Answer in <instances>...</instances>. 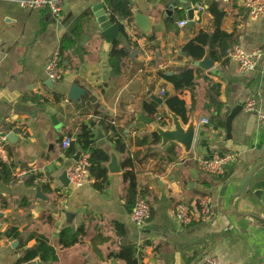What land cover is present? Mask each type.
<instances>
[{"label": "crops", "instance_id": "obj_1", "mask_svg": "<svg viewBox=\"0 0 264 264\" xmlns=\"http://www.w3.org/2000/svg\"><path fill=\"white\" fill-rule=\"evenodd\" d=\"M20 1L25 0H0V136H14L7 149L11 163L5 164H14L16 170L29 171L32 176H47L52 191H42L46 200L37 199V188L13 178L15 169L12 179L0 180V264H125L110 256L124 245L137 247L141 264H206L209 258L223 264H264V226L251 218L264 219V196L258 204L250 199H234L246 175L264 162V126L257 119L252 135L245 134L250 117L264 114V18H252L244 0H192L191 8L196 11L189 26V15L182 5L169 16L168 0H130L133 18L121 22L124 32L118 41L109 44L100 37L98 24V19L106 15L105 0H66L62 22L65 26L74 24V28L83 19V33L63 53V79L49 88L46 66L55 54H60L63 40L73 39V28H60L49 11L22 8ZM212 3L219 4L225 13L220 31L232 36L234 44L228 51L220 43L207 46L202 59L188 58L183 50L186 44L200 32H215L209 11ZM138 14L147 18L148 34L135 25ZM172 20L176 23L167 28ZM181 21H188V25L180 27ZM114 44L128 53L115 76L110 65ZM236 45L248 55H262L258 67L247 75L241 74L238 63L229 58L228 52ZM207 54L216 64L212 70L192 65ZM186 67L198 69L197 80L194 90L181 96L188 123L177 118L185 130L193 124L196 140L199 136L207 140L212 156H239V162L230 165L223 176H210L199 169L197 160L206 159L209 153L197 143L188 155L175 144L178 160L166 166L145 159L148 152L165 155L172 144L163 147L161 140L153 146L150 138L157 126L174 129L165 102L159 105L153 100L175 95L173 85L161 74L176 75ZM72 85L85 92L78 101L68 98ZM212 86L218 88L215 99L221 106L212 105L208 99ZM249 99L256 101L253 114L244 109ZM145 102L157 104L158 113L153 118L144 111ZM238 107L243 111L233 123V144L247 147L244 153L227 147V118ZM144 118L153 123H145ZM102 119L122 130L131 155H144L133 168L138 196L151 207V219L143 227L130 219L133 209L127 205L128 183L123 179L122 156L103 128L95 131L97 147L110 156L116 155L121 172H109L104 192L92 185L66 188L61 182L63 174L76 163L74 157L66 156L62 140L70 136L75 143L83 125ZM203 120L211 123L204 125ZM214 120L224 122V128ZM258 180H264V170ZM206 197L211 199L213 211L208 221L202 219L198 207ZM179 202L193 213L189 226L176 220ZM68 213L75 216L71 225L67 224ZM67 228L74 234L84 228L85 235L75 246L63 249L59 235ZM11 229L20 233L26 246L21 247L19 239L3 237ZM35 234L48 239L56 252L55 262H22L24 250L37 244L34 238L27 242ZM95 238L105 240L96 245L99 253L92 244Z\"/></svg>", "mask_w": 264, "mask_h": 264}, {"label": "trees", "instance_id": "obj_2", "mask_svg": "<svg viewBox=\"0 0 264 264\" xmlns=\"http://www.w3.org/2000/svg\"><path fill=\"white\" fill-rule=\"evenodd\" d=\"M104 8L110 15L112 22L114 24H119L121 26V30L124 32L121 22L131 21L133 18L132 5L130 0H105ZM209 11L214 18L213 24L215 26V32L213 35L205 32H200L192 41L186 44L183 50L188 58L202 59L205 53L204 48L207 46L211 48L214 44L217 43H220L221 48H223L224 51H228L233 42L232 36H228L224 32L220 31L221 24L225 18V13L220 9L219 4L212 3L209 6ZM178 17L181 18L180 16ZM175 23L176 20L168 22L167 28H169V26L171 25L174 26ZM82 31L83 19H79L72 30L73 39L70 40L68 37H66L62 42L59 54L62 66L63 53L69 46L74 45L75 39H78L82 35ZM127 57L128 53L124 49L119 48L117 44H114L112 52L110 54V65L113 69V76L119 74L122 67V62ZM212 57L215 59L214 53H212ZM197 74L198 69L189 67L180 70L176 75L168 76L165 73L161 74V76L165 80L173 85L175 92V95L173 96H163L165 105L168 110L172 114L179 117L184 124L188 123V117L186 103L184 102V100H182L181 96L187 90H194L197 80ZM210 91L212 93V96L210 94L208 99L211 104L214 103L215 105L221 106L220 104H217L215 99L219 95L218 88L216 86H212ZM143 105L144 111H146L151 118H153L158 113V107L156 103L149 104L145 102ZM164 115L169 117L166 113H164ZM214 122L218 123L219 127L224 128L225 126L224 122H220L217 120H214ZM98 127L103 128V130L108 134L109 142L115 145L116 151L122 156L121 167L123 170V179L125 183H128L127 205L128 209L132 210L138 196L137 176L133 172V168L137 162H142L144 155L139 152L132 155L130 154L126 141L127 138L125 137L122 130L119 129L115 124H113V122H106L105 119H102L100 122H90L88 125H83L80 129V132L77 134L76 142L71 144V146L66 150L65 154L68 157H75L77 153H89L91 164L90 175L93 180L92 186L94 187V189L100 192H104L109 184V170L107 164L110 162V155L103 149H99L97 147L95 131ZM150 138L153 146H157L161 142V138L158 133H152L150 135ZM63 141L64 140H62V143ZM176 146L177 145H175V143L170 144L165 151V155L163 156L161 154L156 155L154 153L148 152L149 155H145V159H154L156 164L161 167L177 162L178 158L176 154ZM14 169V164L0 163V180L6 181L12 179L11 175ZM40 176L41 175H33L26 181V183L30 187L38 188V186L35 185V180ZM41 189L45 193H50L52 191L50 183L42 186ZM84 235V228H80L77 234H74L70 228H67L63 230L59 235V245L63 249L71 248L78 244L81 236ZM3 237L19 239L21 241V247L26 246L21 240L20 233L15 229L8 230L3 235ZM32 238L36 240L37 244L31 249L24 250V258L22 262L30 263L37 259H40V261L42 262L50 263L57 260L55 249L49 245L48 239L45 236L35 234L29 237L27 242ZM99 241L105 242V240L101 238H95L92 242L97 253H99V250L96 248V245ZM137 251L138 250L136 246L124 245L121 247L117 254H112L110 256L117 260L123 261L125 264H141V258L138 256Z\"/></svg>", "mask_w": 264, "mask_h": 264}, {"label": "built area", "instance_id": "obj_3", "mask_svg": "<svg viewBox=\"0 0 264 264\" xmlns=\"http://www.w3.org/2000/svg\"><path fill=\"white\" fill-rule=\"evenodd\" d=\"M66 0H25L20 1V6L29 10H47L53 16V18L60 22L63 12V4ZM244 6L248 9L252 18H264V0H244ZM199 11H203L199 8ZM188 21L179 22L180 27H186ZM229 58L239 65V71L243 75H247L254 71L261 59L262 55L259 52L248 55L245 53L239 45L232 48L229 53ZM46 76L49 82L56 84L63 79L64 70L60 55L55 54L48 62L46 69ZM164 93L162 92V96ZM245 111L253 114L256 110V101L254 99L247 100ZM260 124L264 126V114L256 115ZM204 125L209 124L208 120H203ZM8 140L6 138H0V163H11L8 157ZM72 144V138L66 137L62 143L63 149H68ZM239 162V156L235 153H227L224 155L213 156L212 160L199 158L197 165L201 171L210 176H223L226 169ZM90 155L87 152L80 153L79 162L75 163L71 168L67 170V177L70 182V186L80 188L83 186L93 185V180L90 175ZM13 178L18 183L26 182L32 174L29 171L14 170ZM50 180L47 176H40L35 180V185L38 188L47 185ZM199 212L203 220L208 221L213 217L211 199L206 197L202 199L198 205ZM175 217L177 222L182 226H189L193 223V213L190 208L184 203L179 202L175 209ZM131 221L138 227H143L151 219V207L149 203L138 196L135 206L130 215ZM206 264H223L216 258H209ZM233 264V263H231Z\"/></svg>", "mask_w": 264, "mask_h": 264}, {"label": "water", "instance_id": "obj_4", "mask_svg": "<svg viewBox=\"0 0 264 264\" xmlns=\"http://www.w3.org/2000/svg\"><path fill=\"white\" fill-rule=\"evenodd\" d=\"M191 2L192 0H168V6L169 10L167 11V14L169 16H172L173 9L179 7L180 5L183 6L185 10H187L189 15V26H192L193 24V17L196 9L191 8ZM106 15L98 19L99 30H100V37L107 43L112 44L120 39L121 35V26L119 24H114L110 18V15L106 12L104 9V14ZM135 25L137 28L144 33L148 34L150 32L149 22L147 18L141 14H138L134 17ZM58 25L60 28L63 29H69L71 30L73 28L74 24H70L69 26H65L62 20L58 22ZM193 66L200 68L205 71L212 70L216 64L211 61L210 55L207 54L206 57L202 61H195ZM53 83L49 82L46 84L49 88L53 87ZM85 92L79 88L77 85H72L68 98L71 100L78 101L80 97ZM153 100L158 103L159 105H164V100L162 98H153ZM243 108L238 107L227 118L226 122V132H227V147L230 151L238 152V153H244L248 150L247 147L243 146H235L233 144V136H232V130H233V123L240 114L242 113ZM171 113V112H170ZM172 114V113H171ZM173 119V130H163L161 127H156L155 133H158L161 140L163 147H166L170 143H175L183 147L185 153L188 155L192 152L195 143L201 148H206L207 152L209 153V156L206 157L207 160H212L213 156L211 155V150L209 147V143L207 140H205L202 136H199V138L196 140V132L193 124H190L188 126V129L185 130L182 125L180 124L178 118L176 115L172 114ZM145 123L148 122L149 124L153 123V120L151 119H145L143 120ZM257 116L252 115L248 121L247 127H246V136H251L252 131L256 125ZM12 137H14L12 134H1L0 138H6L8 141L12 142ZM80 159V153H77L74 157V161L77 163ZM108 170L111 174H118L121 172L120 164L118 161V158L115 154H112L110 156V163L108 164ZM264 170V162L258 164L255 166L244 178L243 185L238 192L237 196L234 199H250L255 204H258L264 196V180H258L256 181L257 176L259 173ZM61 182L64 187L68 188L70 187V182L67 177V172H65L61 178ZM36 198L40 200H46L47 198L42 194V189L39 187L36 189ZM74 215L71 213H68L66 215L67 218V224L71 225L74 220ZM253 220L264 226V219L257 218L256 216H251ZM38 264H40L38 262Z\"/></svg>", "mask_w": 264, "mask_h": 264}]
</instances>
